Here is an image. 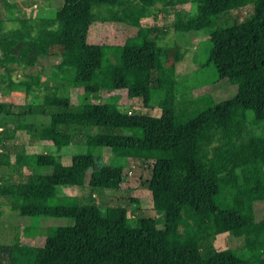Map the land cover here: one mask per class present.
I'll use <instances>...</instances> for the list:
<instances>
[{
  "label": "trees",
  "instance_id": "16d2710c",
  "mask_svg": "<svg viewBox=\"0 0 264 264\" xmlns=\"http://www.w3.org/2000/svg\"><path fill=\"white\" fill-rule=\"evenodd\" d=\"M36 1L59 7L34 39L0 36V95L22 93L17 119L49 117L35 144L56 151L68 147L77 135L75 125L102 132L86 136L84 153L71 156L66 166L58 155L43 151L18 157L15 163L22 160L31 168L33 184L0 177V199L16 217L30 224L69 221L50 226L39 245H0V264H248L264 259V230L257 221V208L264 206V0H194L195 14L174 22L177 32L207 34L202 67L216 83L229 85L225 95L206 93L185 110L176 105V83L155 39L127 37L118 44L104 34L92 36V7L115 6L118 0ZM247 7L251 12L245 17L230 15ZM44 61L73 69L74 83L82 85L74 110L68 95L56 92L44 94L39 109L22 108L30 98L38 99L43 86L37 77L12 81L10 66L41 67ZM91 97L98 102L91 103ZM135 98H156L159 116L119 112V103ZM13 107L0 101V116H9ZM30 126L22 123L14 130L27 134ZM247 126L259 133L249 132L244 139ZM1 135L0 140L11 138ZM132 159L152 161L146 190L153 210L163 216L160 224L146 217L131 227L122 207L78 205L47 193L82 187L119 190L123 167ZM200 216L214 218L244 244L232 253L200 243L194 221Z\"/></svg>",
  "mask_w": 264,
  "mask_h": 264
},
{
  "label": "rangeland",
  "instance_id": "374dc122",
  "mask_svg": "<svg viewBox=\"0 0 264 264\" xmlns=\"http://www.w3.org/2000/svg\"><path fill=\"white\" fill-rule=\"evenodd\" d=\"M58 7L56 2L0 0V36H5L14 41H20L23 38L25 40L34 39L40 25L42 23L49 24ZM195 12L194 0H151L149 3H144L141 0H118L115 6L96 4L91 9L92 36L100 37L104 34L107 36V41L118 44L127 37H133L138 41L143 37L150 40L155 39L156 44L161 48L163 65L170 69L176 83L174 87L177 91V107L182 110L190 109L198 102H202L206 93L212 97H218L223 93L225 95L229 89V85L225 82L216 83L211 71L202 67L208 47L207 34L204 32L181 33L174 29L175 21L184 23ZM250 12L251 9L247 7L239 11H232L230 15L240 19ZM10 67L12 68V81L26 77H37L43 86V89L41 87L42 91L38 92V99L30 98L28 105L22 107L24 110L33 107L39 109L42 105V96L48 92H56L59 96L68 95L72 109L76 108L74 107L78 103L76 94L80 98L82 85L74 83V72L71 67L57 68L47 61H44L41 67ZM2 73L3 68L0 66V74ZM9 94H13V96L0 95V101L10 102L14 106L9 116H0V128H3V131L0 132L1 138L4 139V135L11 136L6 141L20 139L16 141L22 144L19 145L16 141H10L8 143L12 144H7L3 148V151L10 156L12 165L9 168L0 167V177H3L8 183L29 181L33 184L35 182L31 168L25 166L22 160L19 161V164L23 170L20 167L15 170L13 163L17 164L15 160L18 157L43 151L49 155H58L61 163L66 166L70 164L71 156L84 153L86 136L102 132L98 128L75 125L77 135L72 136L71 145L68 147L56 151L49 144H35L37 131L44 124L49 123V117L37 115L23 116L17 119L22 110L15 108V106L24 103L23 95L22 93ZM90 102L97 103L98 101L91 97ZM156 103V98L149 100L135 98L126 101L125 105L119 103L118 110L123 114L157 117L159 116V109ZM22 123L30 124L31 128L27 134L16 135V132H20L14 130V127H18ZM260 127L264 130V124L260 123ZM249 132L253 135L259 133L255 130V126H247L242 131L244 139H247ZM217 144L214 143L213 145ZM103 152L104 156H108L107 150ZM151 166L152 161L150 160H128L122 170L123 181L119 190H90L82 187L79 189L61 188L55 192L48 191L47 193L72 198L76 200L78 205L95 204L101 209L122 207L126 211L128 224L131 227H137L140 219L146 217H154L156 223L160 224L163 216L153 210L150 193L146 190V181L150 176ZM11 203L13 204L12 200ZM10 207L11 205L5 199H0V245L29 243L36 246L40 244L44 238V231L48 230L50 226L69 224L67 220H49L50 223L46 224H30V222L16 217ZM257 213L261 216L257 220L258 228L263 231L264 206H259ZM194 221L198 228L200 243H211L215 251L233 253L237 252L244 244L242 237H235L232 233L223 231L217 221L210 216H200ZM248 264H264V259Z\"/></svg>",
  "mask_w": 264,
  "mask_h": 264
},
{
  "label": "crops",
  "instance_id": "0c3cea01",
  "mask_svg": "<svg viewBox=\"0 0 264 264\" xmlns=\"http://www.w3.org/2000/svg\"><path fill=\"white\" fill-rule=\"evenodd\" d=\"M11 96H13V94H8V96H6V97H11ZM1 102L11 104L10 102H7V101H1ZM22 104L23 103H20V104H17V105H22ZM2 131H3V128H0V132H2ZM15 134L19 135L20 133L16 132ZM16 140L19 141L20 139H10V140H7V141L6 140L5 141L4 140H0V156H2V160L0 159V167L9 168L10 165H12V162H10V160H11L10 156L5 151H3V148L6 147L5 145H7V144H12V143H8V142L16 141ZM17 143L19 145L22 144V143H19V142H17ZM34 146H36V145H34ZM5 162H7L6 165L3 164ZM13 165H15V170L18 169L19 167L21 168V166L18 163L17 164L13 163ZM21 169L23 170V168H21Z\"/></svg>",
  "mask_w": 264,
  "mask_h": 264
}]
</instances>
